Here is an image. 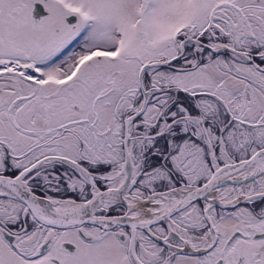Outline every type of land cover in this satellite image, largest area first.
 <instances>
[{
	"label": "snow or ice",
	"instance_id": "1",
	"mask_svg": "<svg viewBox=\"0 0 264 264\" xmlns=\"http://www.w3.org/2000/svg\"><path fill=\"white\" fill-rule=\"evenodd\" d=\"M0 264H264V0H0Z\"/></svg>",
	"mask_w": 264,
	"mask_h": 264
}]
</instances>
